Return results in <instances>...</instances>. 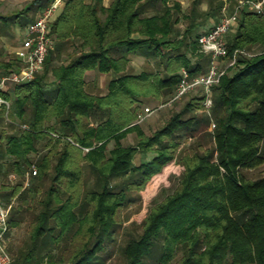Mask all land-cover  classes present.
Here are the masks:
<instances>
[{
	"label": "trees",
	"instance_id": "obj_1",
	"mask_svg": "<svg viewBox=\"0 0 264 264\" xmlns=\"http://www.w3.org/2000/svg\"><path fill=\"white\" fill-rule=\"evenodd\" d=\"M53 2L33 0L15 14H0V25H26L31 10L40 13ZM201 2L194 0L184 13L179 0H110L107 7L104 0H64L51 22L55 47L43 74L0 91L11 103L9 126L19 127L15 133L0 130V147L19 175L25 167L34 169L38 180L51 179L31 225L29 252L13 264H38L44 257L52 262L64 240L71 256L61 264H95L105 243L120 233L124 208L140 201L148 182L173 161L184 168L179 185L150 209L140 233L130 235L122 264H264V176L245 174L264 165V10H241L226 34L227 59L238 51L237 59L211 87L209 111L205 92L196 88L184 96L195 97L161 128L146 134L136 124L146 102L174 96L183 69L192 78L207 72L210 57L199 45L203 32L196 30L200 22L221 16L226 2H212L205 12L199 11ZM181 19L188 22L182 36L176 32ZM69 42L74 51L52 65ZM131 53L159 57L164 75L128 73ZM20 64L17 58L0 62V76ZM93 71L117 75L106 94L88 90ZM1 110L3 124L5 107ZM211 122L214 130L204 133ZM130 133L138 142L125 147L122 140ZM189 139L198 141L185 146ZM139 154L143 159L137 164ZM84 165L95 179L89 189ZM22 188L19 184L11 195L38 192L33 185ZM13 213L9 231L19 225Z\"/></svg>",
	"mask_w": 264,
	"mask_h": 264
},
{
	"label": "rangeland",
	"instance_id": "obj_2",
	"mask_svg": "<svg viewBox=\"0 0 264 264\" xmlns=\"http://www.w3.org/2000/svg\"><path fill=\"white\" fill-rule=\"evenodd\" d=\"M33 0H0V14L10 16L15 14L26 6L30 5ZM90 1V0H86ZM182 3V8L184 13H187L190 9V5L194 0H179ZM201 4L198 7L199 11L205 12L208 10L209 5L213 2L217 4L220 0H201ZM226 2L225 7L222 10V15L218 16V18H209L205 22L202 23L200 27L197 28L196 32L202 33L204 30L212 28L214 24L218 23L223 16L231 15L230 11L235 5V0H221ZM234 13V12H233ZM151 14V13H150ZM38 15V12L31 10L28 13V19L32 22ZM28 22L27 24H29ZM26 24V25H27ZM23 26H15L11 21L9 23V27L6 28L0 25V62L14 61L16 60V51L19 48V41L22 38L24 28ZM188 26V22L183 19L177 24L176 32L182 36ZM75 44H71L69 42V47H63L62 56L58 58L56 61L52 63V65L60 64V60L66 59L65 57L71 51H74ZM258 48L254 49V52H257ZM18 59V58H17ZM66 61V60H64ZM146 61V64L144 62ZM134 66L131 67V73H137L144 69L146 72H157L160 75H164L162 60L155 56L153 58H135ZM229 63V59L224 58L221 60V67L225 68ZM209 68V65L207 66ZM207 69V68H206ZM2 71V70H1ZM44 72V68L38 74L42 75ZM94 74H89L88 80V90L90 91V79H92ZM97 75V87L99 88L97 94H105L107 92V83L108 77L102 76L101 74ZM49 81V78H48ZM11 87L13 85H10ZM194 94H190L187 97H184L181 101H177L176 103H169L172 96L165 95L163 99L159 102L156 100H149L146 102L139 115L143 114L145 108H150L151 110L154 108H158L153 114L146 118V120L141 123V127L146 134H151L154 130L161 128L169 119L173 112L179 111L183 105L191 98L195 97ZM158 102V103H157ZM10 103V102H9ZM155 103V104H154ZM164 103V104H163ZM169 103V104H168ZM11 105V103H10ZM165 105V106H162ZM11 107V106H10ZM2 109V108H1ZM2 111V110H1ZM0 111V112H1ZM5 119L3 124L0 123V130L5 129L7 133H15L18 132L19 127H10L9 123L12 121L5 113ZM139 119V117H138ZM98 119L93 117L92 123H97ZM137 122V121H136ZM138 124V123H136ZM214 125V126H213ZM215 128V124L211 122L208 130L204 129V133L211 132ZM57 132L62 134L64 131L60 126H57ZM203 137V133H200L199 138ZM198 139H189L187 143L184 145L192 146L194 145ZM202 142L205 139L201 140ZM138 142V138L135 133H130L128 136L122 140V145L127 147L130 145H136ZM44 141L39 144V151L43 153V145ZM3 145V144H2ZM114 144H109V149L113 148ZM263 152H264V144H263ZM36 154H32L31 157H35ZM152 155H149L151 157ZM140 159H143V156L140 154L137 155L135 162L137 164L140 163ZM14 159L4 153L2 147H0V200H2L5 204H10L13 202V214L14 219L19 221V225L15 228H12L9 233L6 235V244L8 253L11 258V263L13 264L17 257L23 252H29L30 245V233L32 231V222L40 211L39 201L43 198L44 191L49 187L51 183L50 177H45L43 180H38L35 178L34 169L28 170L25 167H22L21 172L24 175H19L18 172L13 167ZM84 175L87 182L88 189L93 187L94 184V176L91 173V170L87 165L83 166ZM184 168L182 165L177 163V161H173L167 164L161 173L154 176L147 184L146 188L139 194L141 197L140 201H135L130 207L124 208L122 212V222L123 226L121 228L120 233L116 237L114 242H106L104 250L99 253L98 260L95 264H122L124 261L122 255V249L127 244L130 235L136 236L140 233V224L142 221L148 216L150 209L158 204H160L167 195L172 194L175 189L178 187L180 179L182 177ZM245 174L250 179H258L264 176V165L255 169V170H246ZM19 184H23V189L29 188L30 186H36L38 192L33 195H24L21 196H12V189L17 188ZM136 196V194H134ZM19 207V209H17ZM66 250L63 252V250ZM62 252L65 255L61 258ZM53 261L50 262V258L44 257L41 262L38 264H61V260H68L70 258L71 253L69 251V241L64 240L60 247H57L53 250L52 255Z\"/></svg>",
	"mask_w": 264,
	"mask_h": 264
},
{
	"label": "built area",
	"instance_id": "obj_3",
	"mask_svg": "<svg viewBox=\"0 0 264 264\" xmlns=\"http://www.w3.org/2000/svg\"><path fill=\"white\" fill-rule=\"evenodd\" d=\"M64 0H55L52 4L44 8L37 17L27 24L24 28L22 38L19 41V48L16 56L21 62L16 71L0 76V91H6L10 85L23 84L31 81L40 71L43 70L45 61L55 44L50 35L51 22L56 13L60 10ZM250 8L256 12H263L264 0L250 1L239 0L236 11L228 16H223L208 31L199 36V45L201 51L210 57L209 68L206 73L191 77L189 72L182 70L181 82L178 85L173 98L169 103L182 99L192 90L201 88L206 94L205 108L210 110L213 105L211 87L219 83L221 77L225 74L227 68L236 63V51L225 68L221 67V60L228 56L226 45V34L235 27L240 11ZM168 103V104H169ZM165 106V105H162ZM5 107V113L8 115L10 103L0 96V110ZM158 108H145L142 115L136 123H143L147 117L157 111ZM214 126V125H213ZM23 129H28L27 125H22ZM13 208V202L5 204L0 200V264H10L11 258L6 244V235L9 232V218Z\"/></svg>",
	"mask_w": 264,
	"mask_h": 264
},
{
	"label": "crops",
	"instance_id": "obj_4",
	"mask_svg": "<svg viewBox=\"0 0 264 264\" xmlns=\"http://www.w3.org/2000/svg\"><path fill=\"white\" fill-rule=\"evenodd\" d=\"M92 0H90V1H87V3H90ZM109 3H110V0H104V5L107 7V6H109ZM63 6H64V1H63V5H62V7L60 8V10L56 13V15L54 16V19L53 20H55L56 19V17L59 15V13H60V11L62 10V8H63ZM215 25V24H214ZM213 25V26H214ZM210 29V28H209ZM209 29H206V30H204L203 32H206V31H208ZM130 63H129V65H128V68H127V72L128 73H131L130 72V70H131V67L133 66V67H135L134 66V64L135 63H133L134 62V59L135 58H143V57H147L146 55H142V54H140V53H131L130 54ZM148 58V57H147ZM149 58H151V57H149ZM144 64H146V61L144 62ZM144 71V69L142 70V68L140 69V71L139 72H137V73H141V72H143ZM94 74L93 75V77H92V79H90V92L91 93H93V94H97L98 93V90H99V88L97 87V73L98 72H90L89 74ZM137 73H134V74H137ZM98 74H100V73H98ZM102 76H105L106 78L108 77V83H107V88H106V90L108 89V84H109V82L111 81V80H113V79H115L116 78V74L114 73V72H109V73H107V74H101ZM89 76V75H88ZM106 94V93H105ZM99 95H104V94H99ZM163 99V98H162ZM158 103V102H157ZM155 104V103H154Z\"/></svg>",
	"mask_w": 264,
	"mask_h": 264
}]
</instances>
